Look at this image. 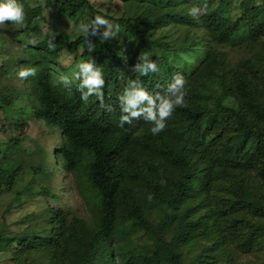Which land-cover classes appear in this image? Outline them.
I'll use <instances>...</instances> for the list:
<instances>
[{"label": "trees", "instance_id": "1", "mask_svg": "<svg viewBox=\"0 0 264 264\" xmlns=\"http://www.w3.org/2000/svg\"><path fill=\"white\" fill-rule=\"evenodd\" d=\"M121 1L124 10L116 17L101 13L89 0H48L60 17L75 20L88 10L92 20L101 16L122 30L104 25L95 35L53 34L54 50L47 46L53 35L36 45L26 43L44 16L39 1L21 0L24 24L7 22L0 28V35H9L18 47L15 53L8 43L0 48V79L22 84L0 92V112L20 102V110L29 107L53 134L59 133L61 143L54 148L64 175L80 186L87 203L97 201L88 223L76 212L53 209L50 236L29 244L32 264H212L216 251L229 241L244 252L262 248L257 237H264V0H241L234 18L229 1L218 0L198 19L190 16V7L207 0ZM172 25L187 27L174 43ZM243 28L252 54L229 67L224 48L234 44ZM107 31L112 35L105 36ZM204 47L206 58L182 71L175 59ZM144 53L159 72L144 76L133 71ZM67 55L101 69L103 104L95 97L80 99V81L73 77L78 68L63 64ZM27 67H35L36 76L21 78L19 72ZM178 74L186 80L185 106L176 108L165 131L153 136V125L143 117L120 126L119 97L130 79L156 95L164 94ZM61 78L70 83L65 87ZM224 98L233 103L224 104ZM239 125L249 131L245 143L226 155ZM18 129L15 119L4 132ZM10 142L12 149L20 145L17 139ZM49 169L38 173L47 183L52 180ZM18 172L8 161L7 169H0V188L12 185ZM41 193L59 199L49 186ZM189 202L195 211L183 209ZM221 218L227 223L220 224ZM129 229L149 234L150 248L123 251L118 242ZM23 238L0 235V252ZM196 238L204 242L192 247L198 250L194 256L186 255L185 247Z\"/></svg>", "mask_w": 264, "mask_h": 264}, {"label": "rangeland", "instance_id": "2", "mask_svg": "<svg viewBox=\"0 0 264 264\" xmlns=\"http://www.w3.org/2000/svg\"><path fill=\"white\" fill-rule=\"evenodd\" d=\"M32 1L42 3L44 6V16L37 19L36 32L28 35L26 43L29 45H36L44 38L53 34L65 33L67 36L82 35L84 33L81 31V25L92 21L88 10L77 19L70 20L66 17H60L54 5L48 2V0ZM89 1L98 11L104 14H110L111 16L119 17L124 10L121 0ZM228 1L230 16L234 18L239 13L241 0ZM217 2L218 0H207L203 5L195 3V6L190 7V10L192 8L199 9L198 15L201 16L214 5L216 6ZM256 2L260 3V0H256ZM188 5L190 6V4ZM198 15L194 17L190 14V16L196 19L199 18ZM108 25L112 28L115 27L118 33L122 31L112 21H108ZM101 27L103 29L104 25H101ZM244 29L235 37L233 45L224 48L228 54L227 60L229 67L236 65L243 57H249L252 54L251 50L253 46L249 43ZM186 31L187 27L183 28L172 25L169 31V35H171L170 40L173 43L178 41V39L186 34ZM196 32L195 29L193 33L196 34ZM157 35L162 34L158 33ZM2 37L4 40H2ZM6 43H8L6 47L11 48L13 53H15L18 47L14 41L12 42L10 36L0 35V48ZM258 49H262V46H258ZM206 53L207 48L204 47L200 51L193 50L183 53V59H175V61L181 70L185 71L189 67L196 68L206 58ZM80 61L81 59H75V56L67 55L64 58L63 64L71 70H75ZM73 77L76 78V75L74 74ZM2 79H0V92L7 89L8 86L19 88L18 85H22L17 80L11 82V79ZM223 103L230 105L233 101L229 98H224ZM21 106L22 104L19 102L15 107L0 112V169H7L8 161L14 163L19 168V172L14 178V183L0 188V235H5L8 238L14 236L23 237L25 235L26 238H23V240L20 239V241L16 240L12 249L1 251L0 264H32L34 258L28 256L29 244L33 241L39 242L50 236V229L47 223L52 219L53 209L60 208L67 212L70 210L76 212L87 223L91 222L94 213L97 211L96 199L92 198L91 204L87 203L80 194V186L74 183L73 179L66 178V175L63 173L61 160L56 153L57 149L54 148L55 145L61 143V135L59 133L53 134L42 120H39L31 113L29 107L22 111L20 110ZM15 109L18 110L16 111ZM15 119H18L21 124V129L9 130L5 133L4 129L7 130L10 128L11 123ZM237 131L233 142L225 147L226 150L224 153L226 155L233 154L234 151L245 143L249 131L240 125L237 126ZM11 139L19 140L20 145L18 144L12 149L10 145ZM49 164L50 169H52V180L47 183V180L42 178L38 173L48 170ZM44 186H49L59 199L42 195L41 190ZM224 193L226 197H230V193ZM229 199L231 200L232 196ZM11 205L12 209L8 210ZM183 209L193 212L196 208L195 205L189 202ZM219 221H221L220 224L227 223L224 218L219 219ZM231 222L234 223V221L229 220V223ZM257 239L262 242V248H252L251 251L245 252L240 249L238 244H232L230 241L226 242L224 249L226 251L221 246L216 251L217 253L212 259V264H264V237L258 236ZM200 240L195 242L192 240L188 248L185 247L186 255L194 256L196 254L198 250L194 252L195 249L192 247ZM150 241L149 234L147 235L142 231L129 229L123 239H119L118 243L125 252L137 251L143 253L146 249L148 250L150 248L148 246V244L150 245ZM201 241L204 242L203 240ZM36 255L39 257L38 254Z\"/></svg>", "mask_w": 264, "mask_h": 264}, {"label": "clouds", "instance_id": "3", "mask_svg": "<svg viewBox=\"0 0 264 264\" xmlns=\"http://www.w3.org/2000/svg\"><path fill=\"white\" fill-rule=\"evenodd\" d=\"M199 13V9L192 8L190 14L194 17ZM26 11L24 4L21 0H0V28L8 25L11 22L12 26H22L25 22ZM101 25H108V21L101 16H96L94 20L89 23L81 25V31L88 36L95 35L97 29ZM108 31L105 36H111ZM56 36L53 35L48 41L47 46L49 50L55 48ZM139 61L135 64L133 71L147 76L150 73L159 72L157 63L150 60L147 54H142ZM78 72L76 78L80 81L78 91L80 92V99L88 102L90 97H95L101 104L104 102V74L94 62H82L77 65ZM37 74L35 67H27L19 72L21 78L34 77ZM65 87L70 83L67 79L61 78ZM60 81L57 82V85ZM186 80L182 75L174 77L173 82L167 86L164 94L157 93L156 95L150 94L141 86V81L130 79L127 82L124 93L119 97L121 100L120 126L124 124L131 125L133 120H138L141 117L146 122H150L153 126L150 132L153 136H157L167 128L168 120L172 117L174 111L178 107L185 106L186 97ZM87 89V91H83ZM144 102H147L145 105ZM109 111H112L110 108ZM151 199V196L148 197Z\"/></svg>", "mask_w": 264, "mask_h": 264}]
</instances>
